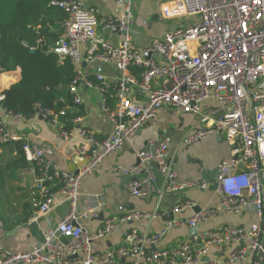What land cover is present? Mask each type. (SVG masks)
<instances>
[{
	"label": "built area",
	"instance_id": "1",
	"mask_svg": "<svg viewBox=\"0 0 264 264\" xmlns=\"http://www.w3.org/2000/svg\"><path fill=\"white\" fill-rule=\"evenodd\" d=\"M115 1L120 12L114 16L102 15L96 6L86 5L83 0L51 1L66 14L63 34L51 50L59 61L68 60L76 73L69 84L73 102L82 103V87L96 89L102 114L112 126L108 135L98 137L79 116L74 118L72 126H65L67 107L57 110L35 105V112L23 117L2 107L0 93V146L9 141L20 142L25 159L37 168L32 193L41 199L38 212L46 215L57 196L68 205L56 225L43 232V241L38 245L17 252L0 245V264H121V258H132L135 264H172L176 260L192 264L209 250L223 256L209 257L202 264H261L264 256V0H159L162 17L180 23L143 48L134 44L130 33L132 0ZM112 33L119 36L116 42L111 40ZM87 63L111 65L119 77L109 79L96 72L91 79L86 73ZM130 69L140 70L138 76ZM131 86L145 94L143 101L129 97ZM162 107L176 115L188 113L195 117L194 124L182 136L186 145H196L222 132L230 145L231 156L216 164L220 208L235 215L251 208L255 222L225 223L206 229L191 235L190 240L177 248H156L172 222L152 233H141L136 227L122 228V224L146 216L137 210L107 217L94 233L83 226L82 222L95 213L79 207L82 178L92 173L105 156L117 153ZM39 117L56 128L63 140L79 137L76 154L83 156L86 163L76 173L57 169L47 159L54 153L51 145L31 144L28 137L12 134L5 121L24 118L34 122ZM170 142V136L146 140V146L138 152L143 175L127 184L131 195L146 194L142 185L156 179L153 164L158 165L164 176L167 190L208 187L203 180L174 181L177 173L167 162ZM239 165L244 168H238ZM50 167H53L51 174ZM114 170L132 174L138 167L127 169L116 165ZM46 182L57 183L59 188L52 190ZM193 206V201L183 200L173 210ZM217 213L215 208H205L185 223L192 227L206 224ZM117 232L122 233V241L115 249H92L93 238ZM193 242H200V246L194 249Z\"/></svg>",
	"mask_w": 264,
	"mask_h": 264
},
{
	"label": "crops",
	"instance_id": "2",
	"mask_svg": "<svg viewBox=\"0 0 264 264\" xmlns=\"http://www.w3.org/2000/svg\"><path fill=\"white\" fill-rule=\"evenodd\" d=\"M86 5L96 6L102 15H117L120 7L115 0H83ZM161 2L159 0H132V22L130 33L134 44L138 48L148 45L153 39L162 37L168 30L172 29L173 23L164 19L160 12ZM162 20L165 23L159 22ZM168 21V22H167ZM161 24H159V23ZM119 39L117 33L111 34V40L116 42ZM88 77L94 76L96 72H102L107 78L119 77V72L108 64L87 63L85 67ZM131 72H138V69H130ZM4 74L12 79L8 82L2 80ZM20 77V69L0 72V93L16 82ZM82 98L81 122L91 128L98 137L108 135L112 129L111 123L102 114L99 95L93 87H82L80 91ZM129 97L140 102L145 99V94L136 87L131 86ZM71 111H78L76 107ZM1 118H4L1 115ZM75 118V117H74ZM74 118L70 120L72 126ZM6 125L9 131L16 136L28 137L33 145L48 144L54 148V153L47 156V159L59 170H69L73 166V159L77 157L76 147L80 143L77 135L69 140H63L56 128L48 125L42 118L29 122L24 118L13 120L6 118ZM64 122V119H63ZM195 117L188 113L176 115L171 109L162 107L156 117L130 136L117 153L104 157L97 168L85 175L80 184L79 207L82 210L91 209L95 215L90 216L82 224L91 233H94L104 219L109 216L119 217L127 212L140 211L146 216L121 225L122 228L136 227L139 232H156L168 222L173 225L162 237L156 248H177L194 234L192 226L185 221L195 212L196 207L200 210L205 208L217 209V215L206 224H199L197 232L206 229H213L225 223L235 225H250L255 222V216L251 208L235 215L222 211L220 200L216 191L215 179L217 175L216 164L222 158H229L230 145L223 139L219 141L215 136H208L196 145H186L182 136L194 124ZM170 136L168 164L176 171L175 182L203 180L208 187H185L180 190L165 189V178L159 171L157 164L152 165L156 179L142 185L146 191L144 196L131 195L127 184L132 178H140L143 175L142 167L137 165L138 152L146 146V140L151 138L160 140ZM20 143V142H19ZM21 144V143H20ZM0 154L4 155L3 165L13 162L16 157L13 144L6 143L0 146ZM23 154V152H22ZM24 157V154H23ZM26 161L25 165H9V170L2 189H0V245L11 251H25L31 249L43 241V232L54 227L59 219L66 213L68 205L61 196L54 199L50 211L41 215L38 209L33 210L31 218L24 221L25 211L38 203L40 196L33 194L36 172L32 162ZM121 165L124 168L138 167V171L132 174L116 172L114 167ZM238 168H244L239 165ZM56 183H53L55 185ZM161 191V194H159ZM183 200L194 202L192 208L174 211V206ZM199 210V211H200ZM172 213V219L165 220V215ZM169 217V216H168ZM122 241V233H112L103 238H93L91 246L94 251L115 249ZM264 241V239H263ZM192 246L197 249L200 242H193ZM153 249L154 247H150ZM219 256L214 250H209L202 259L192 264H202L209 257ZM121 264H135L132 258L119 259ZM172 264H187L176 260ZM233 264H243L235 262ZM264 264V256L261 258Z\"/></svg>",
	"mask_w": 264,
	"mask_h": 264
},
{
	"label": "trees",
	"instance_id": "3",
	"mask_svg": "<svg viewBox=\"0 0 264 264\" xmlns=\"http://www.w3.org/2000/svg\"><path fill=\"white\" fill-rule=\"evenodd\" d=\"M51 1L59 0H0V72L20 69L19 79L1 92V104L5 110L23 117L33 114L35 105L57 110L67 107L64 125L70 126V120L80 116L82 103L76 105L69 90V84L76 76L72 65L68 60L59 61L51 50L63 34L66 18L65 12ZM139 71L133 72L138 76ZM11 79L7 74L2 76L3 81ZM72 107L78 111H71ZM8 143L14 145L19 157L3 165L5 157L0 154V189L10 164L15 167L26 164L21 144L18 141ZM53 183L46 182L52 190H57L59 185L52 186ZM40 202L41 199L25 211L24 221L31 218Z\"/></svg>",
	"mask_w": 264,
	"mask_h": 264
},
{
	"label": "water",
	"instance_id": "4",
	"mask_svg": "<svg viewBox=\"0 0 264 264\" xmlns=\"http://www.w3.org/2000/svg\"><path fill=\"white\" fill-rule=\"evenodd\" d=\"M115 30V29H114ZM145 56L146 57H149V54L148 53H146L145 54ZM126 85H128V84H126ZM215 138L217 139V140H219V141H222L223 139H224V136H223V134H222V132H218L216 135H215ZM86 163V159L83 157V156H78L77 155V157H75L74 159H73V166H70L69 167V171H72V172H77V170H78V168L79 167H81L82 165H84ZM139 163H140V159L138 158L137 159V165H139ZM48 173L49 174H51V173H53V167H50L49 168V170H48ZM197 212L200 210L199 209V207H196V209H195ZM169 216V217H168ZM172 219V213H167L166 215H165V220H167V221H169V220H171ZM192 231L194 232V234H196L197 233V226H193L192 227ZM193 234V235H194ZM125 260V258H121V261H124Z\"/></svg>",
	"mask_w": 264,
	"mask_h": 264
},
{
	"label": "rangeland",
	"instance_id": "5",
	"mask_svg": "<svg viewBox=\"0 0 264 264\" xmlns=\"http://www.w3.org/2000/svg\"><path fill=\"white\" fill-rule=\"evenodd\" d=\"M133 12V11H132ZM159 22H162V23H164V24H170V23H173V26H176V25H178L179 23H180V20H171V21H167L168 23H165V22H163L162 20H160ZM158 22V23H159ZM160 24V23H159ZM161 25V24H160Z\"/></svg>",
	"mask_w": 264,
	"mask_h": 264
}]
</instances>
